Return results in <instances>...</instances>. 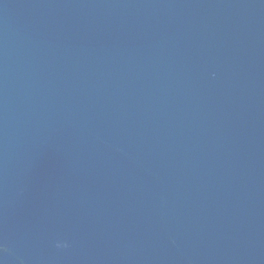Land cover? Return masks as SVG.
Wrapping results in <instances>:
<instances>
[{
    "label": "water",
    "instance_id": "obj_1",
    "mask_svg": "<svg viewBox=\"0 0 264 264\" xmlns=\"http://www.w3.org/2000/svg\"><path fill=\"white\" fill-rule=\"evenodd\" d=\"M0 264H264V0H0Z\"/></svg>",
    "mask_w": 264,
    "mask_h": 264
},
{
    "label": "clouds",
    "instance_id": "obj_2",
    "mask_svg": "<svg viewBox=\"0 0 264 264\" xmlns=\"http://www.w3.org/2000/svg\"><path fill=\"white\" fill-rule=\"evenodd\" d=\"M61 246H65V245H60V244L57 245V247H61Z\"/></svg>",
    "mask_w": 264,
    "mask_h": 264
}]
</instances>
